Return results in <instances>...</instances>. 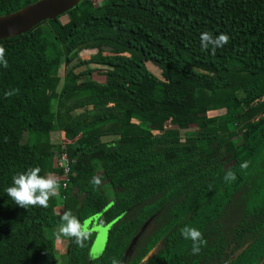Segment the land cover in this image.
Masks as SVG:
<instances>
[{
  "label": "trees",
  "instance_id": "obj_1",
  "mask_svg": "<svg viewBox=\"0 0 264 264\" xmlns=\"http://www.w3.org/2000/svg\"><path fill=\"white\" fill-rule=\"evenodd\" d=\"M35 1L0 0V16ZM204 31L229 41L212 55ZM0 46V264H56L46 230L65 210L91 231L84 247L67 237V264H264V0H80ZM179 82L194 86L191 106ZM52 132L66 187L21 208L5 192L17 173L62 182ZM185 227L202 233L195 255Z\"/></svg>",
  "mask_w": 264,
  "mask_h": 264
},
{
  "label": "clouds",
  "instance_id": "obj_2",
  "mask_svg": "<svg viewBox=\"0 0 264 264\" xmlns=\"http://www.w3.org/2000/svg\"><path fill=\"white\" fill-rule=\"evenodd\" d=\"M229 41V36L220 33L214 35L212 32L204 31L200 34V45L203 51L211 50V54L215 55L218 48H222ZM5 57V49L0 46V65L7 68L8 63ZM18 89L10 90L5 93L6 97H10L18 93ZM63 164V160L61 161ZM241 168H246L247 163H242ZM39 167H29L26 171L17 173L12 177L11 186L5 189L6 195L19 207L27 209L28 207L40 206L47 208L49 200L59 195L61 184L54 173L48 172L41 175ZM225 181H233L236 179L235 174L231 171L227 172L224 177ZM90 183L94 187L101 184V179L93 176ZM56 238L68 237L79 246L84 247L85 242L91 236L88 221L83 223L73 214L71 210H65L61 214L60 223L56 229ZM181 235L185 240H191L192 253L195 255L200 250L202 241V233L191 227H185L181 230ZM116 264V262H114Z\"/></svg>",
  "mask_w": 264,
  "mask_h": 264
},
{
  "label": "water",
  "instance_id": "obj_3",
  "mask_svg": "<svg viewBox=\"0 0 264 264\" xmlns=\"http://www.w3.org/2000/svg\"><path fill=\"white\" fill-rule=\"evenodd\" d=\"M80 0H36L33 3L0 16V40L8 39L26 33L39 23L53 20L70 9ZM136 237H133L124 254L132 248Z\"/></svg>",
  "mask_w": 264,
  "mask_h": 264
},
{
  "label": "rangeland",
  "instance_id": "obj_4",
  "mask_svg": "<svg viewBox=\"0 0 264 264\" xmlns=\"http://www.w3.org/2000/svg\"><path fill=\"white\" fill-rule=\"evenodd\" d=\"M100 1L101 0H94V3L97 4ZM60 21L63 23L65 21V18L61 17ZM88 55H89V52L81 53L80 59H85L88 57ZM145 66L153 75L158 76V71L155 67L148 65L146 63H145ZM56 75H57L56 76L57 78L53 83H62V75H63V62H62V60H60ZM92 79L97 80V81L103 80L102 77H95V76L92 77ZM175 85L172 87V84H170V85H168L167 88L170 90L172 87V89L174 91H176L177 93L183 94L186 98V103L189 106H191L192 105V94H193L194 86L190 83H185V82H179V83H177L176 86ZM255 100H256V98H247V99L240 101L239 105L243 110H248L249 108H251L254 105ZM50 139L52 142H54L56 144L62 143L61 142L62 139L57 132H52L50 134ZM58 225L56 224V226H54L53 228L47 229L46 234L48 236H50V238H52V240H53L56 264H67V237H62L60 239L56 238L55 233H56V229H57ZM92 230L96 231L97 234L94 237L93 244H92L91 249H90V254H91V256L96 257L101 253V251L104 247L105 238H106V230H104L102 228H98V229L93 228Z\"/></svg>",
  "mask_w": 264,
  "mask_h": 264
},
{
  "label": "built area",
  "instance_id": "obj_5",
  "mask_svg": "<svg viewBox=\"0 0 264 264\" xmlns=\"http://www.w3.org/2000/svg\"><path fill=\"white\" fill-rule=\"evenodd\" d=\"M63 160V164L61 161ZM70 161L66 156V152L64 149V145L60 144V154L58 155L55 161V168L60 171V175L62 176L61 189L63 190L66 187V182L68 180V174L70 169Z\"/></svg>",
  "mask_w": 264,
  "mask_h": 264
},
{
  "label": "flooded vegetation",
  "instance_id": "obj_6",
  "mask_svg": "<svg viewBox=\"0 0 264 264\" xmlns=\"http://www.w3.org/2000/svg\"><path fill=\"white\" fill-rule=\"evenodd\" d=\"M98 228H99V227H96V229H98ZM96 234H97V233L95 232V235H96ZM135 237L137 238V236H135ZM135 240H136V239H135ZM133 245H134V244H133ZM132 247H133V246H132ZM130 250H131V249H130ZM129 252H130V251H129ZM129 252H128V253H129ZM124 253H125V252H124ZM128 253H127V254H128ZM127 254H124V255H127Z\"/></svg>",
  "mask_w": 264,
  "mask_h": 264
}]
</instances>
